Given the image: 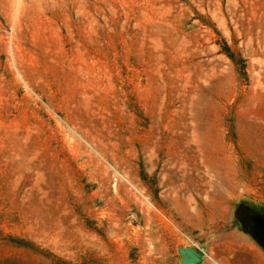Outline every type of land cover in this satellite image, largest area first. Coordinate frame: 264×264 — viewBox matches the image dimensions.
Segmentation results:
<instances>
[{
  "label": "rangeland",
  "instance_id": "1",
  "mask_svg": "<svg viewBox=\"0 0 264 264\" xmlns=\"http://www.w3.org/2000/svg\"><path fill=\"white\" fill-rule=\"evenodd\" d=\"M186 247L264 264V0H0V264Z\"/></svg>",
  "mask_w": 264,
  "mask_h": 264
},
{
  "label": "water",
  "instance_id": "2",
  "mask_svg": "<svg viewBox=\"0 0 264 264\" xmlns=\"http://www.w3.org/2000/svg\"><path fill=\"white\" fill-rule=\"evenodd\" d=\"M179 253L182 256L180 264H201L203 259V251L191 247L179 248Z\"/></svg>",
  "mask_w": 264,
  "mask_h": 264
},
{
  "label": "crops",
  "instance_id": "3",
  "mask_svg": "<svg viewBox=\"0 0 264 264\" xmlns=\"http://www.w3.org/2000/svg\"><path fill=\"white\" fill-rule=\"evenodd\" d=\"M249 232V230H247Z\"/></svg>",
  "mask_w": 264,
  "mask_h": 264
}]
</instances>
